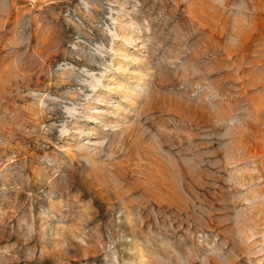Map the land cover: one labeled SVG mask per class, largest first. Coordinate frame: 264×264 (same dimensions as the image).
<instances>
[{"label":"rangeland","instance_id":"1","mask_svg":"<svg viewBox=\"0 0 264 264\" xmlns=\"http://www.w3.org/2000/svg\"><path fill=\"white\" fill-rule=\"evenodd\" d=\"M0 264H264V0H0Z\"/></svg>","mask_w":264,"mask_h":264}]
</instances>
